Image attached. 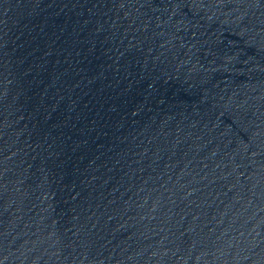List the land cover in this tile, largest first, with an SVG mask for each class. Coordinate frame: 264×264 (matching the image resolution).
<instances>
[{"label": "water", "instance_id": "obj_1", "mask_svg": "<svg viewBox=\"0 0 264 264\" xmlns=\"http://www.w3.org/2000/svg\"><path fill=\"white\" fill-rule=\"evenodd\" d=\"M0 264H264V0H0Z\"/></svg>", "mask_w": 264, "mask_h": 264}]
</instances>
